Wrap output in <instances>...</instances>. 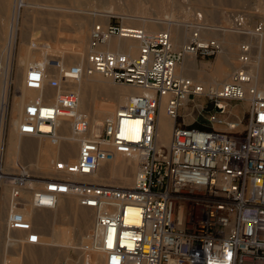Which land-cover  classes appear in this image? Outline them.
Returning <instances> with one entry per match:
<instances>
[{
	"label": "built area",
	"instance_id": "obj_1",
	"mask_svg": "<svg viewBox=\"0 0 264 264\" xmlns=\"http://www.w3.org/2000/svg\"><path fill=\"white\" fill-rule=\"evenodd\" d=\"M127 18L110 13L104 22L94 21L80 62L65 63L48 54L29 63L22 84L36 93L24 96L14 123L8 99L11 79L6 78L5 95L0 90L2 138L13 124L19 135L54 143L61 138L64 118L78 143L76 156L55 159L49 175L32 174L20 163L12 171L2 170L0 155V187H8L6 227L23 230L24 243H38L37 230L20 208L26 202L51 208L59 194H68L94 212L91 234L102 264H264V93L251 83L245 64L217 88L203 89L174 69L185 54L208 57L219 52L217 39L200 38L194 27L173 47L167 30L146 31L124 23ZM241 22V15L233 16L235 27ZM112 36L135 40V54L100 47ZM241 46L238 59L243 63L246 48ZM92 72L146 92L128 96L102 118L97 133L88 135L87 116L77 109V95L65 84ZM10 92L11 100L20 93L16 88ZM200 94L212 100L217 113L224 112L227 100H245L246 124L237 130L239 118L222 120L215 114L208 119L223 122L225 129L178 122L180 107L190 95ZM163 95L164 113L172 120L166 146L156 143ZM114 153L137 158L131 185L72 177L90 174Z\"/></svg>",
	"mask_w": 264,
	"mask_h": 264
},
{
	"label": "rangeland",
	"instance_id": "obj_2",
	"mask_svg": "<svg viewBox=\"0 0 264 264\" xmlns=\"http://www.w3.org/2000/svg\"><path fill=\"white\" fill-rule=\"evenodd\" d=\"M21 2L0 0V58L5 73L3 81L5 83L6 78L10 76L9 90L16 88L20 92L11 100L9 91L11 123L17 121L20 116L24 96H33L36 93L34 89L25 88L22 84V74L26 66L48 54L61 57L65 63L80 62L87 52L91 24L94 21L104 22L105 16L110 13L127 16L128 18L123 20L124 23L137 27L144 25L143 29L146 31L170 28L172 36V29L181 28L184 30L185 40L194 29L192 26L196 25L200 27V29L195 27L200 38L217 39L221 49L214 54L217 58L216 65L211 68L212 71L207 61H204L207 57L196 56L197 59H202L201 62L206 68L198 69V78L190 76L195 82L207 86L213 82L221 84L226 81L230 72L240 65L238 57L242 54L240 49L242 44L248 45L245 67L250 71L256 64L259 54L257 43L259 39L264 38V0H21ZM15 6L17 10L15 15H12ZM106 7L108 10L103 11ZM237 14L242 16L240 28L233 25V16ZM256 32H261L262 35L258 36ZM129 41L127 44L130 43L133 47L130 54L132 55L136 52L137 44L136 41ZM119 42L122 40L114 38L111 41V48L120 49ZM261 55L264 58V39ZM231 60L235 61V65H229ZM217 63L223 64L224 72L218 71ZM174 71L178 73L177 66ZM98 77L102 80L100 83L95 80L85 82L86 76L80 80L81 85L87 83V86L86 93L83 89L80 93L82 106L79 110L86 114L89 124H93V133L98 132L102 118L110 116L109 109L113 112L122 104V100L130 95L131 90L140 89L134 85L113 82L101 74ZM90 83L92 85H89ZM258 86L264 90V84L259 83ZM67 87L74 90L76 83H69ZM224 105V112L217 113L212 108L210 98L203 94L190 95L189 100L180 107L176 120L189 125L225 129L223 122H211L208 119L210 114H215L222 120L239 118L237 130H241L246 124V101L227 100ZM166 120L172 121L169 117H166ZM170 129L171 126L169 133ZM6 132L2 138L3 146L0 153L3 170L12 171L14 163L10 162L12 159L9 158V153L15 151L12 137L17 133L13 124ZM161 133L160 136L158 133L157 138L160 144L162 141L160 137L165 138L166 129L162 128ZM38 140V137L31 135L19 136L17 146L15 164H23L32 174H52L55 159H63V153L68 148L72 147V159L76 156L78 147L76 143L74 146L69 142L53 144L44 138L39 147ZM128 163L126 161L113 163L111 160L101 163L95 173L96 179L93 180L72 177L118 186H122L118 179L126 177L131 181L129 183L131 185L136 171L131 170L133 162ZM63 200L65 202H62ZM59 201L55 209H35L28 202L20 208L23 216L40 235L38 244L24 243L23 231L10 230L6 227L8 187L5 184L1 185L0 264H84L85 254L82 247H88L90 244L85 243V239L91 234L94 212L92 209L89 210V220L84 223L80 218L84 213V207L78 205L74 196L61 195ZM76 213L79 217H76ZM6 237L11 240V244ZM71 244L77 247L70 246ZM78 247L80 248L77 249Z\"/></svg>",
	"mask_w": 264,
	"mask_h": 264
},
{
	"label": "bare ground",
	"instance_id": "obj_3",
	"mask_svg": "<svg viewBox=\"0 0 264 264\" xmlns=\"http://www.w3.org/2000/svg\"><path fill=\"white\" fill-rule=\"evenodd\" d=\"M14 3V2H13ZM20 3H22L21 2V0H20ZM14 9H13V14L12 15H15V13H16V10H17V7L15 6V7H13ZM94 8V7H93ZM106 10H108V8L106 7L105 8V10H104V8H103V11H106ZM131 19V18H130ZM166 21V20H165ZM143 24V23H142ZM142 28H144L145 26L144 25H142L141 26ZM192 27H196V28H198V29H200V27L199 26H192ZM170 28H168L167 29V31L170 33V36H171V32H170V30H169ZM255 34H257L258 36H261L262 35V33L261 32H256ZM118 39V40H122V42H119L118 44H119V46H120V50H125L126 52L127 51H129L128 53L129 54H131V52H132V45H130V43L129 44H127L128 42H130L129 40H132V41H134L135 42V40H133L132 38H129V37H117V36H112V37H109L106 41H105V43H103V44H101L100 45V47H102V48H111V41L113 40V39ZM171 38H172V36H171ZM263 37L261 38V39H259V42L257 43V48H258V50H259V54H258V57H257V60H256V64L253 66V68L249 71L248 69V72H249V74H250V76H251V83L252 84H254L262 93H264V90L263 89H260L261 87L260 86H258L259 85V83H262V84H264V58H263V56L261 55V48H262V44H263ZM223 41H225V40H223ZM84 43V42H83ZM83 45V44H82ZM242 45H245V48H246V50H245V53L246 54H248V52H247V50H248V45H246V44H242ZM134 49H135V47H134ZM240 49H241V51H242V46L240 47ZM83 50H84V48H83ZM83 50H81V52L83 51ZM247 56V55H246ZM247 58V57H246ZM240 61V60H239ZM247 61V60H246ZM246 61L245 62H241L240 61V65L241 64H245L246 65ZM0 64H1V82H0V90L2 91V93H3V95H5V92H6V82L4 83V81H3V79H5V78H3L4 76H5V73H4V69L2 68V61H1V58H0ZM229 65H235V61H232L231 60V62L229 61ZM222 70H223V72H224V67H223V64H222ZM220 71V70H219ZM253 71H254V74H253ZM176 73V72H175ZM95 74H100V73H98V72H92V73H90V74H84V75H82L78 80H76V81H69V82H66V84H65V86L67 87L68 86V84L69 83H76V87L74 88V92L76 93V95H77V109L79 110L80 109V107L82 106L81 104V100H80V93H81V91H82V89H83V92L84 93H86V86H87V83H84L83 85H81V83H80V80L84 77V76H86V81L85 82H92V81H98L97 83H100V81H102L101 79H99V77H98V75H95ZM221 75V74H220ZM252 78H253V80L254 81H252ZM96 79H98V80H96ZM79 81V82H78ZM89 85H92L91 83L89 84ZM209 85H214L216 88L218 87V86H220V83H217V82H213L212 84H209ZM75 86V85H74ZM203 86V89H205V88H207V85H202ZM31 89V88H30ZM143 92H146V90H144V89H142V88H140V89H138V90H135V89H133V90H131V93H130V95H133V94H135V93H143ZM130 95H128V96H130ZM128 96L124 99V101L122 100V104L123 103H126L127 102V98H128ZM164 99H165V95H163L162 96V98H161V103H160V105H159V109H158V115H157V122H156V143L158 144V145H162V146H166L167 145V139L165 140H163L162 141V144H160L159 143V140H157V138L160 136V133H161V131H162V127H164L166 130H169V125H165V126H162L161 124H160V122H161V119H160V114L161 113H164V110H163V102H164ZM84 102V101H83ZM222 103V102H221ZM122 104H120V105H122ZM223 105H224V103H222ZM224 107H225V105H224ZM108 114L109 115H111L112 114V110H110L109 109V112H108ZM165 114V113H164ZM166 115V114H165ZM167 116V115H166ZM168 117V116H167ZM10 121H11V117H10ZM159 121V122H158ZM60 122H61V126H60V129H59V132H60V134H61V138H60V140H58V141H56V142H61V141H64V142H69V144L71 145V146H74V143H76V144H78L77 143V141L76 140H74V139H72L71 138V135H70V130H69V124H68V122H67V120H65L64 118H62L61 120H60ZM93 122H94V120H93ZM169 124V123H168ZM93 124H89V122H88V132H87V134L88 135H92L93 134V132H94V128H93V126H92ZM158 128V129H157ZM158 133H159V136H158ZM19 135V134H18ZM25 135H27V134H21V135H19V136H25ZM41 138V137H40ZM42 138H45V137H42ZM56 142H54L53 144H56ZM2 146H3V144H2V136L0 135V148L2 149ZM77 146V145H76ZM72 148V147H71ZM71 148H68L66 151H65V153H64V158H63V160H65V161H70V160H72V152H71ZM0 155H1V153H0ZM12 160H11V162L12 163H15V157H13V156H11L10 157ZM111 161H113V163L114 162H133V165H132V167H131V170H132V172L133 171H137V166H138V164H137V158L135 157V156H132V155H124V154H122V153H114V156H113V158L111 159ZM1 162H2V167H1V169L3 170V161H2V157H1ZM104 163V162H103ZM129 164V163H128ZM130 165V164H129ZM123 166V165H122ZM98 168V167H97ZM97 168L93 171V172H91L90 174H87V175H72V176H76V177H74V178H78V177H80V178H89L90 180H93L95 177H96V174L95 173H97ZM130 170V171H131ZM103 175V174H102ZM122 176V175H121ZM120 178V177H119ZM96 179V178H95ZM119 180V182H120V184H122V186H125V185H129V183L131 182L128 178H120V179H118ZM82 181H85V180H83L82 179ZM3 185V184H2ZM61 195H65V194H59L58 195V197H57V199H56V202H55V205L53 206V207H51V208H48V207H37V208H35V209H41V210H49V209H55V208H57V205H58V203L60 202L59 201V199H60V196ZM23 196H24V199L27 197V193L26 192H24V194H23ZM27 199V198H26ZM75 199H76V197H75ZM71 201V200H70ZM77 201V200H76ZM62 202H65L64 200L62 201ZM72 202V201H71ZM78 203V202H77ZM65 204V203H64ZM73 204V203H72ZM74 205V204H73ZM79 205V204H78ZM31 206V205H30ZM80 206V205H79ZM32 207V206H31ZM30 207V208H31ZM81 207H83V206H81ZM33 208V207H32ZM34 210V209H33ZM89 210H90V208H87V207H84V213L83 214H81L80 215V218L84 221V223H87L88 222V220H89V214H88V212H89ZM76 217H79L78 215H77V213H76ZM11 230H20V231H23V230H21V229H11ZM8 232V231H7ZM24 232V231H23ZM7 234V233H6ZM9 236V235H8ZM7 239H8V237H6ZM6 239V240H7ZM8 241H9V244H11V240L10 239H8ZM8 241H6V242H8ZM39 242H40V235H39ZM38 242V243H39ZM90 242V244L88 245V247L87 246H85V247H82V249L84 250V260H85V262H84V264L85 263H87V264H102V256H101V254L99 253V252H97L95 249H94V239H93V237L91 236V234L85 239V243H89ZM37 243V244H38ZM7 245H8V243H6ZM28 244H31V243H28ZM33 244V243H32ZM70 246H73V244H71ZM84 246V245H83ZM73 247H77V246H73ZM80 247H78L77 249H79Z\"/></svg>",
	"mask_w": 264,
	"mask_h": 264
},
{
	"label": "crops",
	"instance_id": "obj_4",
	"mask_svg": "<svg viewBox=\"0 0 264 264\" xmlns=\"http://www.w3.org/2000/svg\"><path fill=\"white\" fill-rule=\"evenodd\" d=\"M172 38H171V42H172V46L173 47H176L177 45H179V43L181 41H184L183 37H184V33H183V29L181 28H177V29H172ZM117 49V48H116ZM120 50V49H119ZM134 54V52H133ZM132 54V55H133ZM216 58L215 55L211 56V57H207V59H203L204 61H207V64L210 66V69L213 67V65L215 64L216 65ZM202 59H197L196 56L192 55V54H185L181 60L180 63H178L176 66H177V72L179 74H183V75H187V76H193L194 78H198V69L200 68H206V65H203L202 62H201ZM204 63V62H203ZM206 63V62H205ZM207 65V66H208ZM217 69L218 71L219 70H222V64L220 63H217ZM212 71V69H211ZM223 71V70H222ZM160 119H161V122L160 124L162 126H165L166 124L169 125V127L172 125V121H168L166 120V115L164 113H161V116H159ZM159 122V121H158ZM169 123V124H168ZM164 128V127H162ZM158 129V128H157ZM218 129V128H217ZM162 134V133H161ZM169 130H166V136L165 138H161L160 139L163 141L164 139L167 141L169 140ZM164 135V134H163ZM14 139V141H12V146H14L15 148V151H12L11 153H9V158L11 156L17 157V146H18V141H19V135L17 134L16 136L12 137ZM12 139V140H13ZM38 146L40 147L41 146V141L44 139H41L40 137H38ZM162 141H161V144H162ZM61 142H64V141H61ZM61 142H56L57 144H60ZM65 143V142H64ZM163 145V144H162ZM66 151V150H65ZM65 153V152H64ZM64 153H63V158H64ZM16 161V160H14ZM11 162V160H10ZM12 163V162H11ZM13 164V163H12ZM15 164V163H14Z\"/></svg>",
	"mask_w": 264,
	"mask_h": 264
},
{
	"label": "trees",
	"instance_id": "obj_5",
	"mask_svg": "<svg viewBox=\"0 0 264 264\" xmlns=\"http://www.w3.org/2000/svg\"><path fill=\"white\" fill-rule=\"evenodd\" d=\"M198 127H204V126H198Z\"/></svg>",
	"mask_w": 264,
	"mask_h": 264
}]
</instances>
